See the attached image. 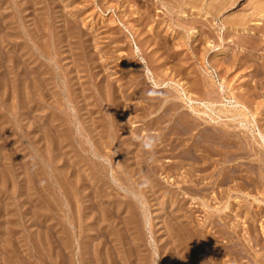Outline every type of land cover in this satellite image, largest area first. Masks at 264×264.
<instances>
[{
  "label": "rangeland",
  "instance_id": "obj_1",
  "mask_svg": "<svg viewBox=\"0 0 264 264\" xmlns=\"http://www.w3.org/2000/svg\"><path fill=\"white\" fill-rule=\"evenodd\" d=\"M262 14L0 0V264H264Z\"/></svg>",
  "mask_w": 264,
  "mask_h": 264
},
{
  "label": "bare ground",
  "instance_id": "obj_2",
  "mask_svg": "<svg viewBox=\"0 0 264 264\" xmlns=\"http://www.w3.org/2000/svg\"><path fill=\"white\" fill-rule=\"evenodd\" d=\"M35 5V4H34ZM211 7V6H210ZM262 15H264V14H262ZM245 17V16H244ZM235 27V26H234ZM239 29V28H238ZM5 35V34H4ZM8 36V35H7ZM15 54V53H14ZM9 73V72H8ZM4 83V82H3ZM60 87V86H59ZM24 89V88H23ZM106 96V95H105ZM111 100V99H110ZM105 103V102H104ZM41 107V106H40ZM220 110V109H219ZM25 113V112H24ZM55 117V116H54ZM80 123V122H79ZM221 125V124H220ZM225 135V134H224ZM234 140V139H233ZM174 141V140H173ZM77 143H78V141H77ZM248 145V144H247ZM80 146V145H79ZM251 150V149H250ZM189 153V152H188ZM210 156V155H209ZM112 157V156H111ZM54 158V157H53ZM113 159V158H112ZM203 160V159H202ZM101 163V162H100ZM101 165V164H100ZM112 173V172H111ZM140 174V173H139ZM83 179V178H82ZM256 187V186H255ZM105 190V189H104ZM20 197V196H19ZM96 197V196H95ZM72 199V198H71ZM50 201V200H49ZM208 203V202H207ZM124 208V207H123ZM203 208V207H202ZM98 217V216H97ZM77 218V217H76ZM27 221V220H26ZM112 222V221H111ZM121 222V221H120ZM182 222V221H181ZM175 223H177L176 221H175ZM186 224V223H185ZM260 224V223H259ZM82 225V224H81ZM180 225V224H179ZM180 226H182V225H180ZM183 227V226H182ZM263 227V226H262ZM192 228H193V226H192ZM197 228V227H196ZM200 228V227H199ZM205 229V228H204ZM209 229V228H208ZM183 230V229H182ZM196 230V229H195ZM67 231V230H66ZM188 231V230H187ZM104 232V231H103ZM108 232H110V231H108ZM201 232V231H200ZM182 233V232H181ZM208 231L206 230L205 232H204V239H203V243H204V245L202 246V248H200L199 250L200 251H202L205 255L204 256H209L210 254V251H212V250H210L211 249V247L210 246H208L207 244H205V242H207V240H208ZM81 234V233H80ZM104 234V233H103ZM108 234V233H107ZM200 234V233H199ZM211 234V233H210ZM191 235V234H190ZM173 236V235H172ZM184 236V235H183ZM211 236V235H210ZM223 236V235H222ZM125 237V236H124ZM128 237V236H127ZM196 238V237H195ZM203 238V237H202ZM129 239V238H128ZM189 239H190V237H189ZM110 240H112V239H110ZM136 240V239H135ZM210 240V239H209ZM101 241L103 242V240L101 239ZM107 241V240H106ZM129 241V240H128ZM132 241V240H131ZM256 241V240H255ZM102 242L100 243V244H102ZM120 242V241H119ZM241 242V241H240ZM107 243V242H106ZM126 243H128V242H126ZM176 243V242H175ZM178 243V242H177ZM183 243V242H182ZM209 243V242H208ZM100 244H99V246H100ZM110 244V243H109ZM112 244H114V243H112ZM112 244H110L109 246H107L108 244H103V246H101L100 247V250H99V252H98V257H97V259H98V261H99V263H97V264H114L115 263V258H113L112 257V253L117 249V248H115L114 247V245H112ZM122 244V243H121ZM134 244V243H133ZM172 244H173V242H172ZM123 245V244H122ZM132 245V244H131ZM135 246V248L137 247V246H139V244H137V243H135L134 244ZM182 245V244H181ZM180 245V246H181ZM68 246V245H67ZM98 246V245H97ZM167 246V245H166ZM169 246V245H168ZM174 246V245H173ZM96 247V246H95ZM130 247V246H129ZM177 247H179V246H176V247H169L168 248V250L170 251V249L171 248H175V249H177L176 251V253H178V251H180V250H184V254H186V256H187V254H189V253H191L193 250V248L195 247H193L190 243L188 244V242H185V243H183V245H182V247L180 248H177ZM253 247V246H252ZM125 248V247H124ZM196 248V247H195ZM194 248V249H195ZM121 249V248H120ZM126 249V248H125ZM134 249V248H133ZM165 249H167L166 247H165ZM122 250V249H121ZM128 250V249H127ZM164 250V249H163ZM172 250H174V249H171V251ZM210 250V251H209ZM263 250H264V248H263ZM94 251H95V249H94ZM97 251V250H96ZM95 251V252H96ZM119 251V250H118ZM131 251V250H130ZM133 251V250H132ZM132 251H131V253H132ZM165 251V250H164ZM168 251V252H169ZM66 252V251H65ZM201 252V253H202ZM222 252V251H221ZM220 252V250H217L216 249V251H215V254L217 255V256H221V255H223L224 254V252L223 253H221ZM77 253V252H76ZM79 253V252H78ZM175 253V254H176ZM255 253V252H254ZM81 254V253H80ZM95 254H97V253H95ZM122 255L124 254L123 252L121 253ZM174 254V255H175ZM192 254V253H191ZM215 254H214V256H215ZM131 255V254H130ZM133 255V254H132ZM145 255V254H144ZM80 256V255H79ZM83 256V255H82ZM143 256V255H142ZM142 256H141V253H139V251L136 249V255H135V260L133 259L132 261L131 260H129L128 258H129V256L128 255H126L125 256V258L123 257V259H122V261H121V264H143V262H140L141 261V259H142ZM178 256V255H177ZM183 256V255H182ZM185 256V255H184ZM190 256V255H189ZM194 256V255H193ZM211 256H212V254H211ZM95 257V256H94ZM122 257V256H121ZM175 257V256H174ZM191 257V256H190ZM234 257H236V256H234ZM117 258V257H116ZM133 258H134V256H133ZM205 258V257H204ZM211 258V260H212V257H210ZM209 258V259H210ZM258 258V257H257ZM105 261H104V260ZM158 259V258H157ZM170 259V258H169ZM178 259H180V258H178ZM181 259H183V258H181ZM235 259H238V257L237 258H235ZM159 260V259H158ZM171 260H173V259H171ZM170 260V261H171ZM186 260V259H185ZM206 260L207 259H205V262H206ZM233 260H234V258H233ZM259 260V259H258ZM71 261V260H70ZM80 261V263L81 264H83V262H85V260H83V257L79 260ZM97 261V262H98ZM146 261V260H145ZM176 261V260H175ZM196 261V260H195ZM216 261V260H215ZM214 261V262H215ZM155 262V261H154ZM167 262V261H166ZM181 262V261H180ZM182 262H183V260H182ZM86 263V262H85ZM84 263V264H85ZM170 264H172L171 262H169ZM168 263V264H169ZM176 263H178L177 261H176ZM186 263L187 264H191V261H190V259L187 257V260H186ZM185 262L184 263H182V264H186ZM174 264V263H173ZM196 264V263H195ZM199 264V263H198ZM216 264V263H215Z\"/></svg>",
  "mask_w": 264,
  "mask_h": 264
},
{
  "label": "clouds",
  "instance_id": "obj_3",
  "mask_svg": "<svg viewBox=\"0 0 264 264\" xmlns=\"http://www.w3.org/2000/svg\"><path fill=\"white\" fill-rule=\"evenodd\" d=\"M149 95H152L151 93Z\"/></svg>",
  "mask_w": 264,
  "mask_h": 264
}]
</instances>
